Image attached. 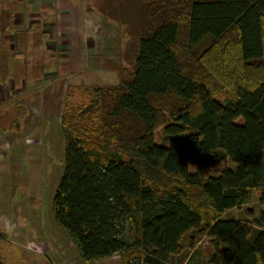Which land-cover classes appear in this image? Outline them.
<instances>
[{"label": "trees", "instance_id": "obj_1", "mask_svg": "<svg viewBox=\"0 0 264 264\" xmlns=\"http://www.w3.org/2000/svg\"><path fill=\"white\" fill-rule=\"evenodd\" d=\"M134 1L142 8L133 7L143 16L139 23L118 14ZM96 4L136 28L129 33L135 61L131 70L121 71L119 83L96 88L86 107L66 97L64 168L53 198L56 223L85 262L119 254L122 264H174L184 235L205 224L213 252L206 262L189 258L186 264H264V216H253L251 224L224 217L226 210L249 202L253 190L264 204V80L252 87L236 80L234 94L221 100L202 76L184 68L177 49L185 23L189 46L234 38L244 63L263 60L264 0ZM168 94L178 104L164 128L169 141L161 144L155 130L166 111L153 98ZM226 159L235 168L211 175ZM147 166L182 185L152 186ZM186 187L208 199L207 211L192 204Z\"/></svg>", "mask_w": 264, "mask_h": 264}, {"label": "crops", "instance_id": "obj_2", "mask_svg": "<svg viewBox=\"0 0 264 264\" xmlns=\"http://www.w3.org/2000/svg\"><path fill=\"white\" fill-rule=\"evenodd\" d=\"M96 5V0H0V83L11 85L21 95L19 103L9 101L11 92L3 90L8 85L0 87V209L5 206L2 200L8 204L14 190L21 189L22 182L24 186L21 177L26 162L33 160L28 150L31 145L24 140L25 128L32 131L37 127L33 132L38 137L50 138L46 132L62 126L61 117L51 113L56 107L62 115L68 94L74 102L75 90L84 89L89 94L91 88L86 84L92 74H108L109 81L98 86L103 87L119 83L121 71L130 67L129 63L133 67L135 59L131 62L124 53L127 43L122 35H126L127 24ZM22 97L34 108L25 107ZM37 105L46 118L31 125L23 112L27 108L31 114ZM1 214L7 212L0 210ZM4 228L7 236H17L14 224ZM63 232L66 238L62 240L49 234L50 238L37 241L54 248L53 264H90L82 259L71 235Z\"/></svg>", "mask_w": 264, "mask_h": 264}, {"label": "rangeland", "instance_id": "obj_3", "mask_svg": "<svg viewBox=\"0 0 264 264\" xmlns=\"http://www.w3.org/2000/svg\"><path fill=\"white\" fill-rule=\"evenodd\" d=\"M135 2L129 4L126 9L118 11L120 18L129 16L128 19L130 21L137 19V23H139L140 19H143V16L140 17V15L133 13V7H135L137 12L142 9L139 2H136V4ZM128 19L126 21H129ZM182 25L184 42L181 41L182 43L178 45L177 49L184 68L189 72L198 73L202 76L215 97L225 100L227 97L232 96L236 80L242 81L249 87L264 80V59L244 63L239 56V49L235 43L236 41L234 42V38H228L218 45H211V41L208 40L199 45L189 46L187 41H185L187 28L185 23ZM135 30L136 28L131 27V24L130 26L127 24L126 35H122L127 43L124 53H126L127 59L131 60V62L135 59L132 43L134 37L132 36L133 34L129 33H133ZM209 47H212V49ZM129 65L130 67L127 69L131 70L133 67L130 63ZM91 76L93 77L88 79L90 83L86 84L91 88L88 91L89 94L86 95L84 89L75 90L74 106L86 107L95 96V89L102 82L109 81L108 74H100L96 77L92 74ZM114 78L113 76L110 77L112 80ZM5 85L7 86L8 84L3 85L0 83V87H5ZM3 90L11 92L9 101L17 100V103H19L21 95L18 89L8 85ZM60 92L65 95V90ZM174 96L173 94L157 95L153 98V102L166 111L164 119L155 130V139L161 144H167L169 141L164 128L166 123L172 120L170 111H172L173 107H177L178 104V100ZM58 99L60 101L59 106H62L61 96ZM21 102L25 104V107L30 105L34 108L33 103L28 98H25L24 101L22 97ZM42 107H44V102ZM26 109L23 113L26 116L25 118L31 121V125H36L35 121L38 122L45 117L42 115V111L38 112L40 111L39 105L31 110V114ZM10 110L12 111L11 107ZM51 115L57 118L62 116L61 114L59 115V110L56 107ZM33 130H37V127L32 129V131L25 128L23 134L26 144L31 145L28 148L30 154L34 155L32 161L26 162V170L24 169V174L21 177L22 179L24 178V186L22 182L21 189L14 190L15 194H11L8 204L5 200H2L5 206L0 209L7 212V215H0V220H2L0 224V260L5 264H53L55 261L54 248L49 247L46 243L37 241L46 236L50 238L49 234L55 235L58 240L66 238L63 232L64 229L57 227L53 211L54 194L64 168L65 136L63 128L58 124L57 127L48 130L46 134L50 135V138L46 139L38 137ZM38 131L42 133L44 129L40 128ZM226 167L235 168V164L226 159L220 162L210 173L211 175H218ZM145 169V173L149 175L148 181L154 187L182 185L178 178L166 174L162 169H154L148 166ZM15 178L16 176H13L11 182L14 183ZM186 188L190 190L192 204L203 213L207 211L209 209L208 199L196 188ZM253 216H264V204L260 201L258 190L252 191L249 202L226 210L224 214V217H232L248 224L252 223ZM7 224L15 225L17 236L9 237L6 235L7 230H5L4 226ZM3 229L5 231H1ZM66 233L68 232L66 231ZM66 235H69V233ZM181 245L180 253L172 256L171 260L174 264H186L189 258L199 262H206L213 252V239L207 235L205 224H202L197 230L194 229L187 232L181 241ZM90 264H122L121 255L116 254L108 258L97 259L91 261Z\"/></svg>", "mask_w": 264, "mask_h": 264}]
</instances>
